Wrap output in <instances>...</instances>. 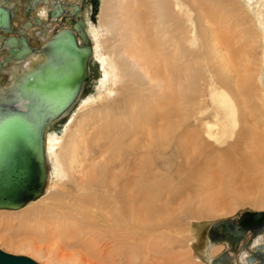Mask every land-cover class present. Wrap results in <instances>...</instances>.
<instances>
[{
	"label": "rangeland",
	"instance_id": "obj_1",
	"mask_svg": "<svg viewBox=\"0 0 264 264\" xmlns=\"http://www.w3.org/2000/svg\"><path fill=\"white\" fill-rule=\"evenodd\" d=\"M263 1L255 0L253 4H250L253 9L249 10L244 0H201L200 5H204L205 9L210 10V12L215 11L214 13L218 15L220 22H223L221 27L217 26L218 29L215 28L216 30L223 29V35L220 33L221 41L213 37L211 31L214 26L205 24L199 18L198 6L194 5L196 8H193L195 11L194 22L197 27L199 44L193 49L194 58L191 57L190 51L192 50L188 48L189 52H187V48L184 47V52H187L188 57L182 59H184L183 62L186 63L185 65L189 69L187 74L190 72L191 76L198 77L196 81H199L200 84L198 85L196 81L193 82L194 77L189 76L192 80L185 83V86L189 87L184 90V87L181 86L180 90H178L179 95L177 94L179 97L173 94L176 89L173 88L175 83L171 84L173 85V87L171 86V91L166 88L159 90L157 93L160 95L168 94V98L162 102L165 107H169L167 110L165 109L166 111L164 110L167 117L164 118L166 114H162L163 110L159 113L155 112V116H152L153 123L151 122L152 125L146 129V132V130H142L144 125L139 127L138 123L145 121L143 116L146 111L142 109V105L151 103V96L148 92L149 88L146 86L148 85L147 82L141 79L140 74L135 73L136 69L130 62L127 73L132 78L128 79L129 81L126 84L123 81L121 82L118 87V97L108 106V110L114 114L105 118L104 121L98 122V128H93L97 122L92 120L97 112L77 114L76 122L71 128L69 138L65 139V152L62 153V160L68 178L60 182L49 201H47V197L23 211L24 213L32 214L36 209L45 210V202L51 206L54 200H56L55 205L58 202L60 203L61 209L72 211L71 207L79 206L78 202L80 201L89 200L95 194L94 191L96 189L101 193L103 191L100 187L101 184L110 183L109 186L113 189L114 185L111 182L115 177L121 178L118 181L117 191L125 192V188L134 184L137 177L135 172L140 167L139 160H144L146 157V151L141 150V147L147 142L148 135L151 134L152 137L158 136L159 130L165 129L167 138L170 137L169 140H171V147L169 148L171 154L168 157L171 156L169 164L171 165V186L173 187H171V191L163 190L156 195L153 202V212L147 211L141 205L140 208L142 209L140 211L142 213L135 214V210L132 211L123 199L120 208L122 207L123 209L124 207L131 212V215L128 212V215L120 214L121 216L118 217L116 210L114 211L115 204L107 197L110 205H104L99 208L95 221L87 220L85 224L89 223V225L84 224L80 233H67L68 235L55 233L42 238L34 234V232L22 231L16 227V229L11 230L9 235V230H6L4 225L1 224L0 237L4 238L0 239V249L13 255L29 257L40 264H55L52 259H57L58 262L74 260L78 264H181L183 256L190 252L191 244L195 238V230L198 226L202 227L203 236H207L211 227L218 222L227 220L238 222L239 219H242V222L244 219H250L249 215L252 213L264 212L263 107L259 106L257 112L242 127V132L222 147L223 150L232 153L230 158L213 154L217 151L212 150L209 146L206 147V145L196 147L191 141L194 131H202L201 121L214 120V111L210 107L208 98V84L205 88L206 83L203 80L208 79V72L215 73V76L221 72L219 66L223 57L225 58L229 55L234 57V54L237 53L236 55L239 56H235L243 69L249 68L248 70L250 71L252 67L256 72L259 68V73L260 75L262 74L260 83L264 84V71L263 73L261 72V69L264 70V64L262 66L264 25L260 26L257 21L259 17L264 21ZM258 3L262 5L261 9L257 6ZM146 11L152 13V9ZM257 11L261 13L258 14L256 13ZM153 14L151 17L154 18L156 13ZM20 15L19 12L17 24L22 21ZM151 20H149V24L151 23L150 25L153 27L155 20L153 19V23L150 22ZM106 23L107 20L105 18L103 24ZM175 29V27H171V37L177 36L178 32ZM159 34L161 35L162 32ZM160 35L156 36L159 38ZM170 36L167 35V37ZM105 40H111L107 44V52L109 54L113 49V43L120 42L118 37H115V39L106 38ZM172 51L171 49V55ZM117 54H119V49L116 50ZM3 55L4 53L0 51V56H2L0 60L4 57ZM118 58L119 56L117 55ZM172 63L175 62L171 59V65H174ZM190 66L192 67L190 68ZM50 70L51 67H48L45 71H35L33 74L34 77L43 79L48 77L47 74ZM172 73L173 76L174 72ZM237 75V73H235L234 77L229 75V82L231 85L233 84V87H236L234 84L237 81ZM200 78L203 79L199 80ZM233 78L236 81H232ZM78 81L79 77H76L73 82L74 89L77 88ZM160 81V83L163 82L162 80ZM163 83V86H167L166 82ZM200 86H202V89L199 88L196 92ZM233 87L231 86L230 89L236 93V88ZM193 89L194 91H192ZM95 92L96 90H94ZM200 92L206 94L204 96L207 97L205 98L207 104L204 103L203 105L204 109L208 108V110L202 118L197 116V120L200 121L196 122L195 114L197 112L193 111L199 110V108L195 107L200 104V95H203ZM174 96L176 97L175 101L173 100ZM133 98L136 99L135 115L132 114L129 105L130 99ZM197 99L198 101H196ZM192 101L196 102L193 103ZM191 104L195 106L193 107ZM161 116L164 117L161 118ZM168 116H170V119ZM105 121H108L110 125H114L117 129L109 140L100 142L97 139V133L106 124ZM135 122H138L136 127ZM80 124H82V127H79ZM254 129H256L260 137L256 138L250 135ZM197 139H201V136L197 137ZM73 146L75 152L72 151ZM216 148L218 147L216 146ZM209 159L213 161L211 165L207 164L210 161ZM128 160H131V165L127 164ZM135 165H137V171ZM127 171L130 178L125 180L124 174ZM90 184L94 186H91L92 189ZM49 188L50 183L47 191ZM166 200L167 202H165ZM23 212L22 214H24ZM48 212L50 213V210ZM17 215L19 214L11 216L9 213H0V222L7 223L9 220H15ZM136 215L139 216L137 217ZM145 228L155 229V233L151 237L154 238V241L150 238L152 233L145 234ZM157 229L163 230L157 232ZM251 238L252 233H247L242 244H246ZM19 242H31L45 258L33 252L16 248L14 244ZM261 243H264V238ZM214 244L226 245V242ZM205 245L206 243H203V246L198 247L203 249ZM250 247H252V244ZM241 258L243 257L240 254L235 257L237 264L243 263L244 258Z\"/></svg>",
	"mask_w": 264,
	"mask_h": 264
},
{
	"label": "bare ground",
	"instance_id": "obj_2",
	"mask_svg": "<svg viewBox=\"0 0 264 264\" xmlns=\"http://www.w3.org/2000/svg\"><path fill=\"white\" fill-rule=\"evenodd\" d=\"M3 1L5 0H0V3H3ZM244 1L245 4L248 5L247 9H253L250 4H253L255 0ZM200 2L201 0H101V5L96 22H92L89 20L87 21V31L93 44V61H96L99 64L100 76L98 79H96V89L94 86V90H96V92H93L89 97L82 100L78 104L79 107L76 106L70 112L67 121L62 126L61 132L47 130L45 146L49 163V181L46 187V191L39 199L29 202L25 207L19 210H0V213H9V215L11 216L19 214L17 215V218H15V220H9V222L7 223L0 222V225H4L5 229L9 230V235L11 233V230L14 228L16 229V227L20 228V230L22 231L27 230L29 232L31 231L32 233L34 232V234H37L42 238L48 235H54L55 233H61V235H68L67 233H80L83 230L82 226L86 223L87 220L90 219L92 221L98 216L97 211L99 210V208L104 205H110L107 197L112 201V203L115 204L114 211L116 210V215L119 217L121 216L120 214H127L128 212L129 215H131V212L126 210L124 207L123 209L122 207L120 208L123 199L124 202L129 205L127 206L130 207L132 211L135 210V214L142 213L140 211L142 209L140 208L141 205L145 207L147 211L153 212V202L155 201L156 195L161 193L163 190L171 191V187H173L171 186V165L169 164L171 162V156L168 157L171 154V151L169 150V148L171 147V140H169L170 137L167 138L166 130L160 129L157 133L158 136L152 137L151 134H149L146 140L147 142L142 145L141 150H144V152L146 151V157L144 160H139L140 167L138 168V171L136 167L137 165H135L137 171L135 173L137 177L132 186L125 188V192L122 193L121 191H117L118 181L121 178L115 177L111 182V184L114 185L113 189H111V187L109 186L110 183L101 184L100 187L103 190L101 191V193L98 192V189H96L95 191L93 190L95 194L89 200L86 198V201L78 202L79 206L71 207L72 211H70L69 209H61L60 203L58 202L55 205L56 200H54L53 205L51 206H49V203L45 202V210L36 209L34 210V212H32V214L23 212L26 208L36 205L37 202L43 201L47 197V201H49L55 190L60 185V182L63 179L65 180L68 178V174L62 160V153L65 152L64 144L65 141L69 138L73 124L76 122L77 114L97 112L92 118V120L97 122L94 124L93 128H98V122L104 121L105 118L111 117V114H114L108 110V106L118 97V87L121 82L123 81V83L126 84L129 81L128 79L132 78L129 77L127 73V68L129 67L130 62L136 69L135 73L140 74L141 79L147 82L148 85L146 86L149 88V91L147 88L146 90L151 96V103H153L151 104L149 102L148 104L142 105V109L146 111L145 115L143 116V120L145 121L143 123L135 122V127L137 126L136 123H138L139 127H142L144 125V127H142L143 129L141 128L143 131L151 127V122L153 121L152 116H155V112L159 113L163 110L162 114H164V110H167L169 108L168 106L165 107L162 103L168 98V94L160 95L159 93H157L159 90L166 88L167 90L170 89L171 91V86L173 87V85L171 84L174 83L175 87L173 88L176 89L173 94H176V97L179 95L178 90H180L181 86L184 87V90H187V87L189 86L186 87L185 83L187 81H191L192 78L190 77L194 76H191L192 74H190V72V75L187 74V71H189V69L185 65L186 63L183 62L184 59L182 58L188 57V54H186L187 52H189L188 48L192 50L190 51L191 57L194 58L195 53L193 49H195L199 44L197 27L194 22V5L198 6L199 18H201L205 24H209L212 27L214 26V29H212L211 33L215 39L221 41L220 35L223 33V29H215L217 28V26L221 27L223 23L222 21L220 22V18L218 17V15L214 13L215 11L210 12V10H206V7L204 5V7L201 6ZM262 5H264V1ZM262 5L260 3L257 4L259 9L262 8ZM150 9H152V13L150 11H146ZM153 13H156L154 18L151 17ZM256 13L260 14L261 12L257 11ZM39 14L44 16V11L39 12ZM105 18L107 20V23L103 24ZM150 19H152L150 21L152 23L155 20V24H153V27L152 25H150L151 23L149 24ZM257 21L260 26L264 25V21H262L260 17L257 19ZM171 27L176 28L175 31L178 32L177 36H170ZM154 32H156L155 35ZM160 32H162L161 35L159 34ZM156 35H160V37L158 38ZM167 35H169L170 37H167ZM115 37H118L120 42L118 41V43H113V49L109 54L107 52V44L111 40L105 39H115ZM119 46L120 48H118ZM184 47L187 48V52H184ZM116 48L119 49V54H117L119 56L118 59L116 55ZM171 49L173 50L172 55ZM236 54H234V57H231L229 54L228 55L230 57H223L220 62L221 65L219 66L221 72L216 76L215 73L208 72V79L205 77L206 80H203L206 83V86L204 85L205 88L208 84V98L210 107L214 111V120L204 122L201 121L202 131L199 130V132H197L193 130L194 134L192 133L193 138L191 139L194 146H209L212 150L217 151L213 154L222 155L223 157L229 158L232 156V153L223 150L222 147L242 132V127L249 121L251 116L257 112V108L259 106L264 108V84L260 83V76L262 74L260 75L259 68L256 72L252 69V67L250 68V71L248 70L249 68L243 69L241 64L237 61L236 56L239 55ZM171 59L173 62H175L172 63L174 65H171ZM20 61H22V59H20ZM242 61L244 60L242 59ZM263 64L264 56L262 66ZM7 65L8 64H6V62L5 64L4 62L0 63V67H6ZM16 67L19 68V73H22L23 71L29 70L31 68V64L30 61L20 63L19 65L17 63H13V65L11 64V66L6 67L5 71L0 72V74L2 73V75H20L15 71ZM191 67L192 66H190V68ZM263 71L264 70L261 69L262 73ZM172 72H174L173 76ZM235 73L238 74V78H236L237 81L234 80V78L232 81H236L234 84L236 85V87L234 86L237 91L236 93L231 91L230 87H233V84L231 85V83L229 82V75H231V77H234ZM203 78H200L199 80ZM196 79L198 80V77H194L193 82L196 81ZM160 80L166 82L167 86H163L162 84L164 83H160ZM197 83L198 85L200 84L199 81ZM194 85L198 86L197 84ZM201 87L202 86L198 87L196 92L199 90V88L202 89ZM192 91H194V89ZM200 94L203 93L200 92ZM204 95L206 94L200 95V104L199 106L196 105L197 107H195L197 109L199 108V110L193 111L197 112L195 114L196 120L194 119L196 122L200 121L197 120V116L202 118L208 110V108L204 109L203 104H207V100L205 99L207 97ZM176 97L174 96V101ZM196 101H198V99ZM129 105L131 107L132 114H134L136 111V99H130ZM192 106L194 107L195 105L193 104ZM162 117L164 116H161V118ZM166 117L167 114L164 118ZM168 117L170 119V116ZM105 123L106 124L101 127L99 129V132L97 133V139L100 142L103 140H109L110 136L112 134H115L114 131L117 129V127H114V125H110L108 121H105ZM79 127H82V124H80ZM141 129L139 130L141 131ZM250 135L256 138L260 137L256 129H254L250 133ZM200 136L201 139H197V137ZM216 146L219 149L216 148ZM72 151L75 152L74 146L72 148ZM136 156L138 157V155ZM209 160L211 162L208 161L207 164L211 165L213 161L211 159ZM131 163V160H128L127 164L131 165ZM90 175L92 176V174ZM124 177L125 180H128V178H130L128 171L125 172ZM49 183L50 188L47 191ZM91 186L94 187L90 184V188ZM165 202H167V200ZM48 210H50V213L48 212ZM22 212L24 214H22ZM136 216L138 217L139 215ZM85 225H89V223ZM161 230L163 229H157L156 231L158 232ZM145 231L146 235H148L147 233H152L150 235V238L153 237V233H155L154 228H145ZM194 237V244H191L190 252L183 256L181 264H212L214 260L217 259V257H219L226 249L225 245H212L211 243H209L207 237L203 236L202 227L198 226L196 228ZM3 238L4 237H0V239ZM263 238L264 236L258 237L254 242L252 248L263 246L264 243H261V240ZM151 239L154 241V238ZM203 243H206L205 247L203 249L199 248L201 247V245L203 246ZM166 244L168 243L166 242ZM14 246L22 251L24 250L33 252L44 257L42 253H39L40 250H38L33 244H31V242H19L18 244H14ZM248 256L249 253L247 252H245V254H242V257L244 258L242 264H246ZM53 261H55V264H78V262L74 260H71L69 262H58L57 259H52V262Z\"/></svg>",
	"mask_w": 264,
	"mask_h": 264
},
{
	"label": "water",
	"instance_id": "obj_3",
	"mask_svg": "<svg viewBox=\"0 0 264 264\" xmlns=\"http://www.w3.org/2000/svg\"><path fill=\"white\" fill-rule=\"evenodd\" d=\"M91 2V19L96 22L101 0ZM73 9L81 10L78 5L73 6ZM53 14L52 11L47 13L49 18ZM36 21L40 23L39 19ZM85 26L81 23L79 28L81 37L88 43L86 49L79 45L77 37L72 32H67V40L62 42V47H67L65 54L73 57V64L77 70L79 81L76 89L73 88L74 80L70 82L66 79L59 84L51 73L43 79L34 77L33 73L0 74V210H19L43 196L49 181L46 132L47 130L61 132L70 112L77 106L81 84L87 75V64L94 74V81L100 76L99 64L93 61L92 44L89 42ZM6 31L10 34L13 30L9 26V30ZM12 41H16V38L13 37ZM24 46V49L11 46L10 54L3 60L4 64L6 62L11 65L12 61L24 60L26 55L33 51L27 40ZM49 51H52L51 47ZM86 94L87 92L83 97ZM249 217L245 223H241L239 219L238 222L227 220L214 224L208 232V239L211 243L226 242L232 246V253L237 255L240 248L248 249L253 243V237L264 231V212L252 213ZM248 230L252 232V238L246 244L239 245L242 244L241 236L245 237ZM216 236H220L221 241ZM247 261L248 264H253L254 261H258L256 264H264V245L257 247ZM233 263L236 264L235 257L224 252L212 264ZM0 264L40 263L29 257L13 255L0 249Z\"/></svg>",
	"mask_w": 264,
	"mask_h": 264
},
{
	"label": "flooded vegetation",
	"instance_id": "obj_4",
	"mask_svg": "<svg viewBox=\"0 0 264 264\" xmlns=\"http://www.w3.org/2000/svg\"><path fill=\"white\" fill-rule=\"evenodd\" d=\"M77 5L81 10L76 11L73 9V6ZM0 9L2 10L0 12V51L4 53V57L0 60V63L3 62V60H5L6 57L10 54L11 46L18 47L19 49H24V42L25 40H27L28 46L33 49V51L28 53L24 60L22 59V61L14 62L11 60L12 65L13 63H17L19 65L20 63L30 61L31 68L27 71H23L22 73H35V71L42 72L45 71L48 67H51L49 73L54 75L55 80L59 82V84L66 79L70 82L76 79L77 70L75 69V66L73 64V57H71V55L65 54L67 51V47L63 48L62 42L67 40V32H72L77 37L80 46L85 49L88 47V43L80 35L81 30L79 27L80 24L83 23L84 25H86L85 30L87 31V21H92L91 0H5L3 1V3H0ZM41 11H44V16L39 14V12ZM49 11L54 12L51 18H49L47 15ZM19 12L21 14L20 19L22 18V21L17 24L16 21L18 20ZM37 19L40 20V23L36 21ZM9 26L13 30L10 34L6 31L9 30ZM13 37L16 38V41H12ZM90 41L91 39L89 37V42ZM47 44L49 45V47H46ZM50 47L52 48V51H49ZM1 57L2 56H0V58ZM8 66L11 65L8 64L6 67ZM6 67H0V72H4ZM15 71L19 73V68L16 67ZM84 75L85 70L83 69V76ZM95 83L96 80L94 81V74L91 71L90 65L87 64V75H85L83 83L81 84L82 86L77 106L82 100L86 99L94 92ZM85 92H87V94L85 95V97H83V94ZM246 221L247 220L244 219L241 223H245ZM247 232L252 233L250 230H248ZM260 236H264V231H262L261 234H257L253 237L254 240L252 243V247L254 245V242ZM204 237H207L208 239V236ZM216 238L219 240L221 237L216 236ZM230 238L233 239L231 235ZM244 238L245 237H243L242 235L240 238L241 243H243L242 241L244 240ZM208 241L209 243H211L209 239ZM211 244L216 245L214 243ZM239 245L242 246L243 244ZM225 247L226 249L224 250V252H228L232 257H236L239 254L242 255L247 252L249 253L248 258L251 256V253H255L257 248H240L238 254L233 255L232 246L226 244ZM257 262L258 261H254L253 264H256ZM246 264H248V261H246Z\"/></svg>",
	"mask_w": 264,
	"mask_h": 264
}]
</instances>
